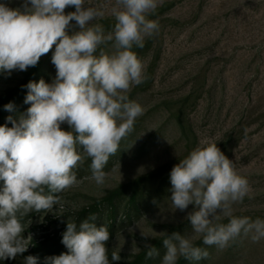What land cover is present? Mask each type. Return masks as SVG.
I'll list each match as a JSON object with an SVG mask.
<instances>
[{"label": "clouds", "instance_id": "1", "mask_svg": "<svg viewBox=\"0 0 264 264\" xmlns=\"http://www.w3.org/2000/svg\"><path fill=\"white\" fill-rule=\"evenodd\" d=\"M162 2L114 0L106 8L91 0H24L22 9L0 3V72L35 67L53 47L56 69L51 83L40 79L24 86V103L30 107L18 118H7L11 127L0 126V259H16L27 251L21 219L59 205L60 194L79 183L76 170L86 159L91 160L90 178L105 183L110 157L143 115V107L129 96L147 80L134 48L142 49L147 38L158 34L160 25L150 17ZM68 7L75 11L66 13ZM106 16L114 20L110 31L99 22ZM4 108L13 112L14 104ZM65 123L70 130L61 127ZM170 183L174 209L194 206L186 220L204 245L223 250L241 238L264 240V219L234 214L233 206L243 202L250 185L217 143L197 146L179 160ZM96 219L90 215L79 226L68 221L62 234L68 251L50 257L51 264H110L111 235ZM162 233L166 251L161 264L209 255L195 246L194 238ZM144 248L146 258L159 256L154 245ZM120 259L118 252L111 253L112 262ZM24 264H37V258L29 255Z\"/></svg>", "mask_w": 264, "mask_h": 264}, {"label": "rangeland", "instance_id": "2", "mask_svg": "<svg viewBox=\"0 0 264 264\" xmlns=\"http://www.w3.org/2000/svg\"><path fill=\"white\" fill-rule=\"evenodd\" d=\"M0 3L22 9L24 0ZM112 3L91 0V5L106 8ZM72 11L74 7L65 9ZM150 18L158 21V34L147 38L142 49L134 48L147 80L129 94L143 107V115L110 157L105 183L97 185L90 178L91 160L86 159L76 170L79 183L60 194L59 205L21 219L27 251L16 259H0V264H24L29 255L37 264H47L34 254L36 245L61 238L68 221L77 222L95 208L103 210L118 195L122 199L107 243L110 264L143 262L146 244L163 245L162 232H180L194 238L195 246L202 244L186 220L194 206L185 211L172 206L170 172L194 148L208 143H217L249 181L250 192L233 206L234 214L264 219V0H163ZM99 22L106 31L114 24L110 16ZM53 51L42 56L41 79L48 83L56 74ZM31 70L0 72V103L24 85ZM14 108L19 111V101ZM17 112L10 115L18 118ZM61 127L70 130L66 123ZM137 184L139 210L132 209V218L126 217ZM98 218L100 225L108 221L106 213ZM202 248L208 257L190 264H264V240L241 238L223 250L204 244ZM113 251L120 261H111ZM165 251L162 246L154 264H161Z\"/></svg>", "mask_w": 264, "mask_h": 264}, {"label": "trees", "instance_id": "3", "mask_svg": "<svg viewBox=\"0 0 264 264\" xmlns=\"http://www.w3.org/2000/svg\"><path fill=\"white\" fill-rule=\"evenodd\" d=\"M44 74V69H43V58L41 57L38 64L35 67H32V70L29 72V74L27 75V79L24 83V85L16 91L15 94L11 95L9 98H7L5 101L0 103V126H7V127H11L12 124L10 121H8V117L11 116L10 114H14L17 112V109L14 108L13 112H8L5 110L4 105L8 104V103H15L16 101H19L21 108L19 109V111L17 112V114H20L22 110L24 113L26 112L27 108L30 107V105L25 104L24 103V99L27 95V88L24 87L25 85L28 84L29 81H34V82H39V80L43 77ZM23 107V109H22ZM13 117V115H12ZM14 118V117H13ZM3 186V182L0 181V187ZM141 185L137 184L134 188V194L132 196V198L129 200L128 203V211H127V215L126 217H130L132 218V209L135 210H139V198L141 196V190H140ZM47 191V189H46ZM119 196V195H118ZM118 196H114L113 198H111L109 201H107V203L103 206V210H99L98 208L93 209L90 213H87L89 215H87L85 213V215H83L77 222H75L77 224V226H79V224L87 219L90 215H95L97 217L96 221H94L97 226H101L100 225V221L98 220L99 216L101 213H106L107 214V218L108 221L105 224L110 232V235L113 234L114 232V220L118 214V202L122 199ZM112 220V223H109V221ZM163 246V245H162ZM162 246L160 248H157L158 251L161 250ZM198 247H203V243L202 244H198L196 245ZM36 251L34 252L35 255L44 258L47 264H51L50 261V257H54V256H58L62 253H65V245L62 243V237H58L55 236L53 238H48L45 242L40 243L39 245H36ZM191 261L185 260L184 258H182L180 260V262L178 264H190ZM138 264H154V258H145L143 262H139Z\"/></svg>", "mask_w": 264, "mask_h": 264}]
</instances>
